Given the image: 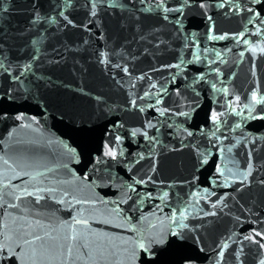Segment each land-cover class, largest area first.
<instances>
[{
  "label": "water",
  "instance_id": "95a60500",
  "mask_svg": "<svg viewBox=\"0 0 264 264\" xmlns=\"http://www.w3.org/2000/svg\"><path fill=\"white\" fill-rule=\"evenodd\" d=\"M262 237L264 0H0V264H261Z\"/></svg>",
  "mask_w": 264,
  "mask_h": 264
},
{
  "label": "snow or ice",
  "instance_id": "6c2138e0",
  "mask_svg": "<svg viewBox=\"0 0 264 264\" xmlns=\"http://www.w3.org/2000/svg\"><path fill=\"white\" fill-rule=\"evenodd\" d=\"M257 236L260 235V233H256ZM251 236L245 237V239H251ZM262 239H264V237H262ZM259 243V242H258ZM261 247H264V244H260ZM261 264H264V261H261Z\"/></svg>",
  "mask_w": 264,
  "mask_h": 264
}]
</instances>
